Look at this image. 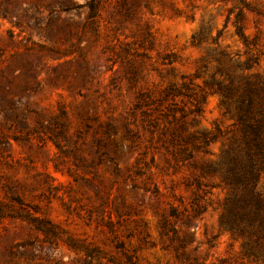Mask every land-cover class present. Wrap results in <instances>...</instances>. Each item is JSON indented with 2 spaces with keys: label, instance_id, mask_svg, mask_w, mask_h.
Returning <instances> with one entry per match:
<instances>
[{
  "label": "rangeland",
  "instance_id": "rangeland-1",
  "mask_svg": "<svg viewBox=\"0 0 264 264\" xmlns=\"http://www.w3.org/2000/svg\"><path fill=\"white\" fill-rule=\"evenodd\" d=\"M87 1L0 0V264H178L179 242L183 264H264L199 177L241 137L219 96L184 118L183 138L219 130L207 153L169 142L206 81L264 79V0H100L92 21Z\"/></svg>",
  "mask_w": 264,
  "mask_h": 264
},
{
  "label": "trees",
  "instance_id": "trees-1",
  "mask_svg": "<svg viewBox=\"0 0 264 264\" xmlns=\"http://www.w3.org/2000/svg\"><path fill=\"white\" fill-rule=\"evenodd\" d=\"M100 0H88L86 8L87 18L92 21L98 14ZM238 33L240 29L237 28ZM251 67V59L244 63L243 69ZM183 88L187 90L185 84ZM166 96L173 93L169 88ZM180 94V93H179ZM217 95L220 104L225 108L227 114L232 115L235 125L240 129L241 137L239 142L225 149L222 156L216 163L205 164L200 167L199 177L218 175L227 191L222 205V211L218 217V224L228 231L234 238L241 239L242 253L244 257H254L264 259V79L254 76L253 78H240L235 81L228 77L227 83L211 79L205 82V87L195 96L192 107L187 111L180 109V118L176 122V127L171 130L170 143L178 146L173 152L175 162H184L191 157L193 151H203L211 143L215 142L220 132L204 134L199 136L182 137L185 132L186 122L184 118L188 114H200V101L207 95ZM171 108L164 115L167 124L176 121ZM172 116V121H169ZM195 123L194 118L190 124ZM151 125V123H150ZM158 125L154 124L153 128ZM192 140L197 142L191 143ZM191 143L190 148L186 144ZM201 183L196 179L195 186ZM200 197L193 200L195 208L193 214L197 216L203 212L197 202ZM171 217H178L176 209L170 211ZM163 228L170 233V241L176 242L178 238L176 232L171 227ZM186 243L179 242L173 244V252L178 264H183L185 260L184 248ZM121 250L120 245H116ZM126 257L127 264H135L132 259ZM206 264V263H194Z\"/></svg>",
  "mask_w": 264,
  "mask_h": 264
}]
</instances>
